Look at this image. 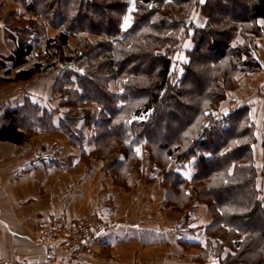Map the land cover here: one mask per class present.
<instances>
[{
	"label": "trees",
	"instance_id": "obj_1",
	"mask_svg": "<svg viewBox=\"0 0 264 264\" xmlns=\"http://www.w3.org/2000/svg\"><path fill=\"white\" fill-rule=\"evenodd\" d=\"M14 1L24 12L5 20L17 47L0 59V84L65 72L50 97L59 107L27 99L8 109L0 142L24 147L60 131L126 189L148 167L163 176L164 206L207 208L203 256L264 264V95L254 97L262 109L252 97L216 119L244 91L239 74L263 69L264 0Z\"/></svg>",
	"mask_w": 264,
	"mask_h": 264
},
{
	"label": "crops",
	"instance_id": "obj_2",
	"mask_svg": "<svg viewBox=\"0 0 264 264\" xmlns=\"http://www.w3.org/2000/svg\"><path fill=\"white\" fill-rule=\"evenodd\" d=\"M14 12L23 13L24 10L14 0H0L2 60L9 59L17 47L5 25V20ZM259 47L262 71L238 76L240 87L252 93L251 97L263 77L264 35ZM7 65L8 69L12 68L10 63ZM4 74L5 71H0V80ZM11 87H5V90ZM1 91L0 101L4 95ZM257 101L253 97L252 105H257ZM15 102L16 99L13 100V107H16ZM262 103L254 108L262 109ZM25 104L26 101L18 108L25 107ZM9 107L6 105L4 110ZM4 112L0 106V117ZM52 135L59 138L50 142L46 137ZM36 138L46 140L39 145V154L28 150L29 144L34 143ZM29 144L18 147L0 142V259L49 264L43 246L36 239L35 228L53 217L71 222L96 212L104 214L102 216L106 221L114 224L95 243L96 256L82 257L74 263L59 260L56 264H184V257L187 261L193 254L184 246L200 244L201 240L193 239L184 231V214L164 206L166 192L161 186L162 176L159 173L134 171L126 189L114 184V179L106 174L103 162L83 160L81 152L74 150L60 131L43 133ZM93 151L88 150L87 156ZM161 216L173 225L157 221ZM206 217L202 212V215L193 218L197 225L204 219L206 227L210 224ZM203 233L204 228L199 234ZM104 259L105 263H102Z\"/></svg>",
	"mask_w": 264,
	"mask_h": 264
},
{
	"label": "rangeland",
	"instance_id": "obj_3",
	"mask_svg": "<svg viewBox=\"0 0 264 264\" xmlns=\"http://www.w3.org/2000/svg\"><path fill=\"white\" fill-rule=\"evenodd\" d=\"M133 9L134 8H132L131 10H133ZM192 16L193 17H197V14H196L195 11L193 12ZM129 23H130V17L127 18L126 23H125V27L129 26ZM48 34H49V36L42 41V43H43L44 46H45V40H48L49 38L55 36V32L54 31H51V30H50V32ZM76 44H77L76 41H74V40L71 41V47L72 48H75L76 47ZM188 47H189V43L187 42V45H186L185 48L187 49ZM183 50H184V47H183ZM260 57H261V55H260ZM262 58H263L262 60H264V56H262ZM178 60L183 61L184 60L183 56H181L180 58H178ZM29 67H31V64H30ZM29 67L27 66L26 69H28ZM72 70L75 71V72H77V73L80 72L79 70H77V68H73ZM62 72L64 73L65 72V69H63V67L60 66V67H58V68H56L54 70L51 69V70L43 73L41 76L35 78L32 81L23 82V83L19 82V83L10 84L8 86H10V87H11V85H13V86L11 88H8V90H5L6 89L5 87H8V86H2L0 84V88H1L0 90H2L1 91L2 92V95L4 94L2 96V98H1V101H0L1 102L0 103L1 110L6 112L7 110H4V108L6 107V105H9L10 106L8 109L16 108V107L17 108L18 107H21L20 104L21 103L24 104V101H26L27 99H29L30 101H33V102L34 101H37L40 104H42L43 106H45L46 108H49L50 110H54V109L58 108L60 101H54V100L53 101H50V97H51V92H52L53 86H55V82H57L58 76L61 77ZM263 81H264V71H263V77L261 79L260 84ZM75 82H76V80H75ZM73 88H76V87H73ZM258 89H259V87H258ZM258 89H256L253 92L252 97H256L257 95H259V97H263L258 92ZM113 90L116 91V88L113 87ZM245 91H248V90H244L243 91V94H245ZM252 97H249L244 102L242 101L241 102V105L243 106L244 104H246ZM15 99L17 100V102H15V104H14L16 107H13V104L12 103H13V100H15ZM46 138H48V140H50V142L51 141L53 142V141H55L56 138H59V137L56 136V135H52V136H47ZM44 139H37L36 138L34 140L35 141L34 143L31 142L29 144L28 150L34 151L37 154H39L40 153V146L39 145H42L43 141H46ZM59 142H61V141H59ZM48 147L50 148V146H48ZM50 150L52 152L54 151L52 149V147H51ZM46 153L48 155V152H46ZM147 168H145L146 169L145 171H149ZM142 170H144V169H142ZM162 178H163V176H162ZM160 179H161V176H160ZM262 190H263V193H264V183H262ZM193 211H195L196 214L192 215ZM202 212L204 213V215L207 216V208L205 207V205L198 203L197 205H195V209L192 210L191 213L187 211L184 214V231H187L190 234L191 237H194L193 239L199 240V241L201 240L200 244H198V245H189L188 244L189 246L188 245H185L184 246V249H186L187 251H191V252L193 251V254L189 257L190 259H188L186 261V258L184 257V264H221V262L219 261L218 258L213 257V256H210L209 259H207L202 254L203 248L205 247L206 241H207V237H206V234L205 233H203L201 235L199 234L200 230H202L204 228V224H203V220L204 219H201L200 222H199V220H197V222H199L198 223L199 225H197L196 222L194 221L195 220L194 218L200 216V214L202 215ZM188 213H190L191 218H187L186 217ZM102 215H104V214H102ZM102 215H101V213L96 212V213H94V215H91L90 217L82 218V219H76V220H73L71 222H67L66 220H64L62 218L59 219V218H54L53 217L46 224L41 225L38 228H35V231L34 232H35L36 239L40 243V245L43 246V248H44V255H46V248H45L43 242L41 241V238L43 236L47 237V236H49V235L52 234V231L48 229L49 226L52 225L51 224V220H59L60 222H64L63 227H65V228L74 225L78 221L90 220V219L95 218V217L100 218L101 221L103 222L104 228L102 230H100V233L98 235H93V236H90V237L87 238L92 243V245L90 243V245H91V252L90 253H84V254L75 255L73 251L62 252V249L60 247V244H56L57 247L55 249L57 251L58 258L56 259L55 262L50 263L47 260V257L45 256L47 262L49 264H56L59 260H66V261H68L70 263H74V262L78 261L82 257H87V256H93V257H95L96 256V254H95L96 251L94 250L95 243L98 241V239L101 237V235L109 232V229L112 226H114V224L107 222L106 221V218L104 216H102ZM206 218H207V221L209 223H211V220L209 219V217L207 216ZM156 220L157 221H161L162 223L164 222V223H169L170 225H173V223L170 222L169 220H167L165 216H161L160 219H156ZM46 229H47V231H46ZM198 234H199V238H197V235ZM16 263H20V262H16ZM102 263H105V259L102 261Z\"/></svg>",
	"mask_w": 264,
	"mask_h": 264
},
{
	"label": "built area",
	"instance_id": "obj_4",
	"mask_svg": "<svg viewBox=\"0 0 264 264\" xmlns=\"http://www.w3.org/2000/svg\"><path fill=\"white\" fill-rule=\"evenodd\" d=\"M258 92L261 95H264V81L260 84ZM249 97H251V94L245 93L241 97L234 99L226 106L225 111L220 113L216 119L218 121L223 120L227 115L241 107V102L246 101ZM51 224L52 225H50L48 229L52 231V234L41 238V241L46 248L45 256L50 263L55 262L58 258L55 249L57 247L56 244H60L62 252L73 251L75 255L90 253L92 243L87 238L93 235H98L100 230L104 228L103 222L98 217L90 220L78 221L74 225L66 228L63 227L64 222H60L59 220H51ZM0 264H26V262L21 261L20 263H16L7 259H0Z\"/></svg>",
	"mask_w": 264,
	"mask_h": 264
},
{
	"label": "bare ground",
	"instance_id": "obj_5",
	"mask_svg": "<svg viewBox=\"0 0 264 264\" xmlns=\"http://www.w3.org/2000/svg\"><path fill=\"white\" fill-rule=\"evenodd\" d=\"M245 93L252 94V93H250L249 91H245ZM242 95H243V92H242L239 96H237V98H238V97H241Z\"/></svg>",
	"mask_w": 264,
	"mask_h": 264
}]
</instances>
